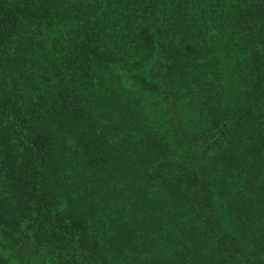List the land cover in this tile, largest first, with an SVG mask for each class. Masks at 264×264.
Here are the masks:
<instances>
[{
	"label": "trees",
	"instance_id": "1",
	"mask_svg": "<svg viewBox=\"0 0 264 264\" xmlns=\"http://www.w3.org/2000/svg\"><path fill=\"white\" fill-rule=\"evenodd\" d=\"M0 264H264V0H0Z\"/></svg>",
	"mask_w": 264,
	"mask_h": 264
}]
</instances>
